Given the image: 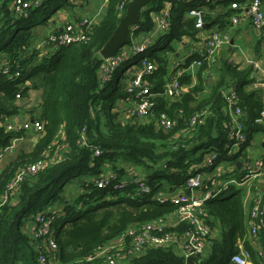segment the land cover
Masks as SVG:
<instances>
[{"label":"trees","instance_id":"1","mask_svg":"<svg viewBox=\"0 0 264 264\" xmlns=\"http://www.w3.org/2000/svg\"><path fill=\"white\" fill-rule=\"evenodd\" d=\"M131 1L109 0L89 41L66 45L51 53L45 51L44 57L39 52V55L24 58L30 46V35L26 33L19 38L14 27L21 21L47 24L59 11L71 8L73 2L46 0L42 6L30 10L27 18L16 19L13 16L16 0H0V52L6 55L12 70H21L17 79L0 75V121L6 123V119L20 114L17 102L29 96L32 88L25 85L29 77L40 75L34 85L44 92L38 116L43 123L44 136L32 153L18 156L0 174V264H40V256L47 254L48 249L42 245L37 247L36 240L25 231L24 221L51 209L55 212L52 232L59 247V262L104 264L100 258L89 260L98 248L119 238L131 225L153 222L175 211L173 203L159 204L153 197L184 187L189 169L201 162L207 152L218 153L215 166L233 164V173L228 179L223 176L226 180L235 179L239 183L245 180L246 173L237 162L242 164L247 158L245 152L251 147L254 136L264 134V125L257 123L264 110V100L258 92L248 90L256 82L254 70H241L235 63L224 60L220 79L209 87L206 74L210 67L203 62L196 71L181 75L180 83L190 87L181 99L170 101L161 96L169 75L168 54L174 52L171 43L182 42L185 37L196 39L199 33L196 20L188 13L201 4V0H152V9L141 13L140 31L151 30L150 14L171 2L169 33L162 36L153 49L126 60L109 82L101 84L103 58L100 51L117 29ZM248 1L212 0L208 7L212 10L229 8V13L223 12L219 20H215L205 12L204 21L212 27L219 24L218 29L225 30L230 25L231 5ZM31 57L43 61L29 73L24 72ZM145 57L157 65V70L145 79L151 84L152 93L158 96L147 121L125 123L119 120L117 111L118 103L129 97L126 89L130 80L125 75L131 68L140 67ZM200 59L195 52L181 68L189 69ZM230 89L235 91L238 106L245 114L242 124L247 138L241 145V152L233 156L229 153L233 141L225 126L231 119L224 93ZM202 111H206L204 122L191 128L192 117ZM162 114L174 122L169 131L157 128L156 122ZM25 132L24 129L9 132L0 127V149L22 138ZM62 146L66 147V153L61 160L55 161L52 156ZM96 150L101 154L95 155ZM39 160L46 161L48 167L35 175H27L10 191L8 186L19 170ZM123 164L141 169L138 175L152 188L151 196L127 198L124 191H133L134 187L115 189L118 179L110 181L104 189L95 186V180L105 177L106 172L125 176ZM73 180H79L84 192L71 202L64 195V188ZM244 195V190L231 185L206 203L207 220L217 236L208 255L196 264H232V257L242 252L240 245L254 264H264V258L258 256L247 240ZM262 195L264 202V192ZM253 203L254 198L251 206ZM183 229L185 226L178 228ZM261 241L264 244V238ZM121 264H185V261L172 248H154Z\"/></svg>","mask_w":264,"mask_h":264},{"label":"built area","instance_id":"2","mask_svg":"<svg viewBox=\"0 0 264 264\" xmlns=\"http://www.w3.org/2000/svg\"><path fill=\"white\" fill-rule=\"evenodd\" d=\"M46 0H16L13 5V16L16 19L27 18L30 10L38 8L44 4ZM73 1V0H71ZM109 0H105L107 6ZM212 0H201V4L192 8L188 15L196 20L195 27L199 31H204L206 22L204 21V6ZM129 5V4H128ZM172 3L166 2L160 11L152 12L150 15L153 23L152 29L147 32L140 31L139 25L133 27L130 33V45H126L115 56L104 59L100 69L101 84L109 82L115 71L126 60L141 55L155 47L159 39L169 33L171 28L170 12ZM125 3L120 6L123 11ZM128 8V7H127ZM230 9L233 11L230 16V27H238L243 22L250 21L253 27L261 32L264 36V5L262 0H252L246 5L232 4ZM102 16V13L101 15ZM96 19V18H93ZM102 18L93 21L91 17H84L78 22L68 23L62 30H55L42 43L53 50L60 47L74 44L85 43L89 41L90 34L96 24ZM229 27V28H230ZM231 37L227 30H212L206 34L202 40L201 48L197 50L201 57L190 65L189 69L181 68L184 63L177 64L174 68L181 69L180 73H176L174 68L169 73L164 85V92L161 95L170 101H178L185 93L186 86L180 83V77L185 72H193L203 62L211 67L217 59L218 52L224 47L229 46ZM47 51V50H46ZM134 71L130 82L127 85V100H122L126 108L123 110L127 122H145L151 110L154 107V99L156 94L152 93L151 84L145 79V76L151 75L157 70V65L148 58H143L140 67H133ZM0 75L6 76L8 79H17L21 76V70H12L10 65L0 68ZM225 94L227 111L231 121L225 124L226 129L230 132V139L233 144L229 148L231 156L241 152V145L247 140L244 133L242 119L244 112L238 106L237 95L233 89L228 90ZM206 111H202L192 117L190 127L195 128L204 122ZM257 123L264 125V110L261 113ZM157 128L169 131L173 128L174 122L166 115L162 114L156 122ZM0 127H4L6 131H17L24 129L26 131L34 129L38 133H43V123L37 121L21 122L16 118L14 124H8L0 121ZM13 140L8 147L0 149V163L7 154H11L16 149V142ZM100 151L96 150L95 155H100ZM218 159V153L214 151L207 152L202 161L193 165L189 169V177L184 187L174 189L172 193H158L153 199L159 203H173L176 205L175 211L165 218L156 221L134 224L129 226L125 232L116 240L110 242L103 247L97 249L95 256L90 258L93 261L100 258L104 264H121L122 261L133 257H139L150 249L154 248H172L177 255L184 258L185 264L189 257H195V262L208 255L214 243V237L217 232L210 227L207 214L206 203L218 197L222 192L231 186H239L244 182L257 179L264 176V152L258 158L249 157L243 161L241 169L246 173L245 180L239 183L235 179L226 180V163L215 166ZM48 167V163L39 160L27 167H22L16 176L12 179L8 186L13 191L27 175H35ZM117 173L106 172L105 177L95 180V186L104 189L110 184V181L119 182L115 185V189L125 190L134 187V190L128 189L125 192L127 198L135 199L139 196H151L152 188L143 177L135 173L117 177ZM7 200V197H4ZM52 209L46 212L38 213L33 217L34 228L31 232L36 245L46 247L47 254H42L39 258L40 264H61L57 252L59 247L54 240L52 225L54 214ZM249 221L252 226L250 235L253 238H264V202L261 192H257L254 196V203L250 207ZM185 226V229L178 230L179 227ZM258 256L264 258V249H258ZM232 264H254L247 251L232 257Z\"/></svg>","mask_w":264,"mask_h":264},{"label":"crops","instance_id":"3","mask_svg":"<svg viewBox=\"0 0 264 264\" xmlns=\"http://www.w3.org/2000/svg\"><path fill=\"white\" fill-rule=\"evenodd\" d=\"M71 1V0H70ZM79 1V2H78ZM73 6L69 8L68 10H62L63 13L59 14L57 16H54L53 19L48 21L47 24H39L37 26H34L29 33L30 35V46L27 49L26 53L24 54V58L29 57V55H42L44 57L43 53L47 50L48 53L52 52V48L47 46H42V43L50 36L52 32L55 30H62L68 23L72 22H78L82 18L81 16H89L90 13H97L101 8H103L102 12H105L106 6L105 0H73ZM250 1H248L246 4H248ZM99 3H101V8L97 9L94 8ZM241 4V5H246ZM264 5V2H263ZM147 10L149 8H146ZM204 11L206 14L209 12L213 19L219 20L221 13H229V8L224 9L222 7H217L216 10H212L208 5L204 6ZM126 13V12H125ZM104 13H102L103 16ZM100 16V18H102ZM225 21V20H224ZM219 24L212 27V24H206V29L204 31H199L198 35L196 36V39L193 40L189 37H185L182 42H172L171 46L174 49V52L168 54V71L169 73L172 72V69L179 63H184L185 60L194 55L195 52H197L198 49L201 48L202 40L205 38L206 34L209 33L212 30H218ZM230 25L225 29L229 33L231 37V43H233V46L231 47V43L229 46L224 47L221 49L217 54L216 62L210 67L209 71L206 75L207 78H211L214 83L220 79L221 76V67L222 62L224 60H229L230 62L235 63L239 66L241 70L246 69H253L254 72H256V82L248 88V90L256 91L258 92L263 100H264V36L261 32H258L250 21L243 22L238 27H230ZM38 51V52H36ZM40 52V53H39ZM39 53V54H38ZM42 53V54H41ZM163 54H166L164 52ZM42 59H34L33 57L30 58V61L25 64L23 70L24 72L31 71L34 67L42 63ZM8 60L6 58L5 54H2L0 52V68H3L5 66H8ZM176 73H180L181 69L174 68ZM196 71V70H195ZM253 72V73H254ZM135 73V72H134ZM133 73V74H134ZM40 75H34L32 77H29L26 81V86L31 87L32 89L29 90V96L26 99L18 100V104L21 107L20 114L18 116L8 118L6 119V123L8 124H14L15 119L17 118L20 123L21 122H28V121H37L41 122L39 120V114H40V106L43 101V95L44 92L41 89H37L34 84L40 79ZM132 77L130 75L127 77L129 80ZM187 91H189L190 87L186 86ZM121 102L118 103V114H119V120H121L120 114L123 113V110L120 108ZM124 105V103H122ZM43 122V121H42ZM123 122V121H122ZM124 122L126 123V117L124 114ZM44 136L43 133H38L34 129H30L25 132V135L20 138L16 142V149L13 153L7 154L3 161L0 163V174L1 172L11 163L13 162L18 156L28 155L32 153V151L35 149L36 145L39 143L41 138ZM258 136V135H257ZM256 136V137H257ZM63 137V136H62ZM61 141V139H60ZM66 147L62 146L60 149L55 151V154H53V159L55 161H59L63 158L64 154L66 153ZM264 152V134H259L258 138L253 140L252 145L250 148L247 149L245 154L249 155V157L258 158L260 157ZM226 179H228V176L233 173V164L226 163ZM131 173L135 174H141V169L139 167H134L132 165L126 166V175H129ZM66 187V186H65ZM244 190V208H245V216L248 219L247 225H248V237L247 240L250 242L252 247L258 251V249H264V244L261 241V237L253 238L249 231L252 226L251 222L249 221V211L250 206L252 204L253 198L257 192H264V176L258 177L257 179L251 180L249 182H244L243 184H240L237 186ZM65 189V188H64ZM66 188L64 190V195L66 196L68 201L73 202L75 200L76 196L79 194H82L84 192V189L79 182V180H76L74 185L68 190ZM33 217L27 221V224L24 226L25 231L28 234H31L34 224ZM242 252H245V249L242 245H240Z\"/></svg>","mask_w":264,"mask_h":264},{"label":"water","instance_id":"4","mask_svg":"<svg viewBox=\"0 0 264 264\" xmlns=\"http://www.w3.org/2000/svg\"><path fill=\"white\" fill-rule=\"evenodd\" d=\"M151 2L152 0H132L129 3L126 13L120 19L117 29L100 51L102 58L107 59L115 56L122 48L128 45L131 29L139 25L142 11ZM232 46L233 43H231V47ZM256 74L257 73L254 72L253 76L256 77ZM207 82L209 87L214 85V81L211 78H208ZM237 166L241 168L242 164L237 162ZM186 264H196L195 257H189L186 261Z\"/></svg>","mask_w":264,"mask_h":264},{"label":"rangeland","instance_id":"5","mask_svg":"<svg viewBox=\"0 0 264 264\" xmlns=\"http://www.w3.org/2000/svg\"><path fill=\"white\" fill-rule=\"evenodd\" d=\"M82 1V0H81ZM79 2V1H78ZM101 3H99L97 6H95L94 8H97V9H99V8H101ZM152 7H153V2H151V3H149L145 8H144V10H147L146 8H151L152 9ZM102 10H103V8H101L97 13H90L89 14V16L87 15V16H81V18H84V17H91V19L93 20V21H95L96 19H100V15H101V13H104V11L102 12ZM143 10V11H144ZM63 13V11L61 10V11H59L57 14H56V16L57 15H59V14H62ZM93 18H96V19H93ZM34 26H37L36 24H32L31 22H29V21H21L20 23H18L15 27H14V30H17V33H18V37L19 38H21V37H23L25 34H26V32H30L31 31V29L34 27ZM18 38V39H19ZM173 44V43H172ZM133 71H134V69L133 68H131L127 73H126V77H129L130 75H132V73H133ZM127 84V83H126ZM120 108L122 109V110H124L125 108H126V106L125 105H122V104H120ZM120 117H121V120L124 122V114L123 113H121L120 114ZM148 119H149V116H148ZM258 136H259V134H257ZM257 135H255L254 136V140L255 139H257L258 138V136ZM257 136V137H256ZM125 167L127 166V165H131V164H123ZM76 182V180H73V181H71V182H69L67 185H66V187H65V189L66 188H68V190H70V188L74 185V183ZM67 190V191H68ZM122 207H127V208H129V209H132L130 206H128V205H126V204H122L121 205ZM34 217V216H33ZM29 219H26L25 221H24V226L27 224V221H28ZM33 223V222H32Z\"/></svg>","mask_w":264,"mask_h":264}]
</instances>
